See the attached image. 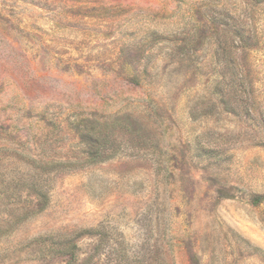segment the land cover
I'll return each mask as SVG.
<instances>
[{"label":"rangeland","instance_id":"obj_1","mask_svg":"<svg viewBox=\"0 0 264 264\" xmlns=\"http://www.w3.org/2000/svg\"><path fill=\"white\" fill-rule=\"evenodd\" d=\"M0 264H264V0H0Z\"/></svg>","mask_w":264,"mask_h":264},{"label":"trees","instance_id":"obj_2","mask_svg":"<svg viewBox=\"0 0 264 264\" xmlns=\"http://www.w3.org/2000/svg\"><path fill=\"white\" fill-rule=\"evenodd\" d=\"M87 137H88V141L91 142V141H95V142H98L97 139L94 138V135L92 134V131L91 132H88L87 133ZM99 155L98 154H95L91 157H89L88 161H96V160H99ZM260 199L261 197H256L255 199V202H260ZM31 206H28V209L27 211H25L24 213L20 214V217H18V219L16 220V222H21L23 221L24 219H26L27 217H29L30 215L34 214V213H37L39 211H41L42 209L45 208L46 204H47V200L44 199L42 201H31ZM26 208V207H24ZM45 237H39V238H35L34 240L36 241H39V242H42V241H45ZM70 252H71V258H75V249L77 248V245L72 241L70 240Z\"/></svg>","mask_w":264,"mask_h":264}]
</instances>
